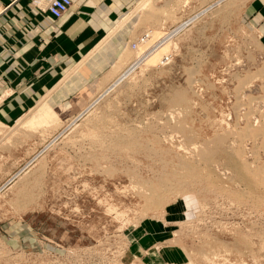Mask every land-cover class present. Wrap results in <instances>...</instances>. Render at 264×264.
Returning a JSON list of instances; mask_svg holds the SVG:
<instances>
[{
  "label": "rangeland",
  "instance_id": "obj_1",
  "mask_svg": "<svg viewBox=\"0 0 264 264\" xmlns=\"http://www.w3.org/2000/svg\"><path fill=\"white\" fill-rule=\"evenodd\" d=\"M197 1L138 0L134 40ZM192 20L78 103L54 86L0 123V264H146L129 252L144 223L183 264H264V50L233 0Z\"/></svg>",
  "mask_w": 264,
  "mask_h": 264
},
{
  "label": "crops",
  "instance_id": "obj_2",
  "mask_svg": "<svg viewBox=\"0 0 264 264\" xmlns=\"http://www.w3.org/2000/svg\"><path fill=\"white\" fill-rule=\"evenodd\" d=\"M71 1L55 19L33 0H0V7L6 6L0 14V123L13 121L54 86L67 93L64 103L73 102L87 83L101 77L120 56L131 57V50H136L130 44L138 29L134 9L138 0ZM215 1L198 0L192 15L208 13L222 0ZM233 2L264 50V0ZM156 228L149 223L134 226L130 254L146 264H183V251L167 252L154 245Z\"/></svg>",
  "mask_w": 264,
  "mask_h": 264
},
{
  "label": "bare ground",
  "instance_id": "obj_3",
  "mask_svg": "<svg viewBox=\"0 0 264 264\" xmlns=\"http://www.w3.org/2000/svg\"><path fill=\"white\" fill-rule=\"evenodd\" d=\"M217 2H219V0H217L216 1V3ZM240 3V2H239ZM209 7V6H208ZM212 7V6H211ZM210 8V7H209ZM237 8V7H236ZM42 9V8H41ZM206 10V9H205ZM201 11V10H200ZM196 16V14H194L192 17L190 16V17H188L187 19H185V20H183L180 24H178V27H174V29L172 30V31H167V32H165L164 33V35L161 37V35L159 36H157V34L155 33V38H156V36L157 37H160V38H157L156 39V41H155V44H151L152 45V51L149 53V54H146V55H144L142 58H136V60H133V61H131L130 62V64L126 67V68H124L121 72H120V74L117 76V79H120V78H122V77H125V76H127L132 70H133V68L137 65H140L141 63H145L144 61H146V59H148L149 61L150 60H155V58L156 57H159V56H161L162 55V53L161 52H164L165 50H164V48L166 47V43H167V41H168V37L169 36H171V34H173V32H175V31H178V29H180L181 27L183 28V26L187 23V22H189L190 20H192L194 17ZM198 16H200V15H198ZM197 16V17H198ZM196 18V17H195ZM193 21V20H192ZM149 38V33L147 32V37L144 39V41L146 42H148V43H153V42H151V41H154L155 40V38L154 39H152L151 41H150V38ZM148 39V40H147ZM148 46V45H147ZM144 47H146V45L144 46ZM148 48V47H147ZM150 48V49H151ZM149 49V50H150ZM165 53V52H164ZM159 54H161V55H159ZM159 55V56H158ZM123 56V55H122ZM122 56H120V57H122ZM124 57V56H123ZM139 57V56H138ZM153 58V59H152ZM148 60L146 61V63L148 62ZM135 62V64L134 65H132V66H130L132 63H134ZM123 64H124V60H121V58L117 61V63L112 67V69H111V71H115V70H117L118 68H122L123 67ZM115 83V82H114ZM113 85V84H112ZM111 85V86H112ZM111 86H109L108 88H107V90L111 87ZM104 91H106V90H104ZM39 108H36V110H38ZM80 116V115H79Z\"/></svg>",
  "mask_w": 264,
  "mask_h": 264
},
{
  "label": "built area",
  "instance_id": "obj_4",
  "mask_svg": "<svg viewBox=\"0 0 264 264\" xmlns=\"http://www.w3.org/2000/svg\"><path fill=\"white\" fill-rule=\"evenodd\" d=\"M37 6H45V10L55 19L61 17L71 6V0H33ZM6 10V6L0 7V14H2ZM147 37L146 32H142L135 39L134 42L130 44L133 49L137 48V45L144 42V39ZM150 50H145L140 53L139 59L144 55L148 54Z\"/></svg>",
  "mask_w": 264,
  "mask_h": 264
}]
</instances>
